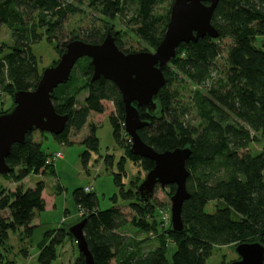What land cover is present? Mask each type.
Listing matches in <instances>:
<instances>
[{
	"label": "trees",
	"instance_id": "obj_1",
	"mask_svg": "<svg viewBox=\"0 0 264 264\" xmlns=\"http://www.w3.org/2000/svg\"><path fill=\"white\" fill-rule=\"evenodd\" d=\"M165 1L0 0V25L8 26L12 35L11 44L0 43V95L6 93L13 100L15 91L35 87L41 71L32 45L39 41L40 32L45 33L61 54L66 44L75 39L65 27L67 18L79 12L81 4L110 17L120 14L126 4L134 5L135 13L130 19L134 32L154 50L169 20L170 11H155ZM211 23L218 31L217 37L205 35L180 43L175 56L164 66L165 83L154 97L156 111L137 107L140 118L148 121L138 130L145 143L157 151L186 146L191 149L186 161L189 197L181 209L184 229L174 231L169 225L168 229L157 231V202L152 198L142 201L136 188L138 183L135 192L131 188L123 190L121 174L117 173L114 182L133 212L129 222L139 232L154 233L156 245L145 247L146 238L126 240L120 231L127 224L121 208L100 209L95 193L75 188L73 198L86 218L84 237L96 264H207L218 245L258 241L264 246V151L253 154L249 146L257 139L255 134L264 137V44L256 43L258 36H264V0H219ZM110 27L117 47L134 52L123 46L112 24ZM106 29L102 32L93 28L82 33L81 39L99 43ZM224 38L230 43L223 77L219 78L215 77L219 73L216 60L223 52ZM73 69L69 79L51 93L55 111L68 115L64 129L52 134L53 139L61 144L70 143V135L87 123L88 133L81 139L85 146L82 160L86 162L89 152L98 147L97 123L108 116L116 143L123 147L124 139L128 141L124 146L126 157L150 170L152 160L129 150L124 103L117 85L103 76L90 80L93 66L89 57L79 68L81 78ZM180 81L208 85V89L206 93H192L185 101L178 86H174ZM83 91L80 102L78 97ZM192 106L201 117L198 125L186 118ZM90 114L98 122H88ZM34 131H28L22 143L12 144L5 158L11 170L1 175L18 185L12 191L0 188V211H7L6 217L0 215V244L7 240L9 231L17 228L24 227L30 233L34 213L45 209L44 181L39 180L32 187L20 184L30 174L54 173V161L46 163L51 153L42 148ZM111 160L110 155L104 157L108 164ZM167 186L171 196L175 185ZM209 202L214 205L212 211L206 210ZM66 237L73 239L64 227L48 230L38 244V264H50L57 256L56 245ZM169 240L174 244L170 258ZM1 257L0 254V260ZM73 264H84L81 253Z\"/></svg>",
	"mask_w": 264,
	"mask_h": 264
},
{
	"label": "rangeland",
	"instance_id": "obj_2",
	"mask_svg": "<svg viewBox=\"0 0 264 264\" xmlns=\"http://www.w3.org/2000/svg\"><path fill=\"white\" fill-rule=\"evenodd\" d=\"M171 5L172 3L167 0L157 6L155 11L157 13H166L170 11ZM134 8V5L126 4L120 14L110 17L103 15L98 10H93L86 3H83L80 5L79 12L68 16L65 27L70 36L75 39H81L84 32L93 28H98L104 32L112 24L125 48L135 51L145 49L153 51L147 44L139 40L134 32L135 26L130 21L131 16L135 13ZM40 35L39 41L32 45V51L36 56L38 68L42 71L44 67L55 64L58 61L60 52L55 48L53 42L47 40L45 33L40 32ZM0 43L4 45L12 43L11 29L6 25H0ZM229 43L230 40L228 38H224L221 42L223 52L216 60L219 73H216L215 77H223L226 48ZM256 43L264 44V36H258ZM85 59L86 56L79 58L73 66V70L76 71L78 77H80L79 68ZM174 86H178L185 101L190 99L192 93L202 94L206 93L208 89V85L199 86L188 81H180ZM84 95L85 91L80 93L78 97L80 102ZM13 105L11 95L6 93L0 95V114L8 112ZM186 118L190 123L197 125L201 123V117L195 106H192ZM88 122L95 123L98 120L90 114ZM112 131L113 128L108 116H104L97 123L95 131L98 138V147L96 150L89 152L86 162L82 160V152L85 150V146L81 143V139L88 133L87 123L79 132H73L70 135L71 142L67 144L56 142L50 133L41 134L38 130L34 131V137L41 142L44 150L48 153L58 151L62 155L54 160V173L30 174L20 182L22 186L32 187L37 181H44L46 205L43 211L34 213V218L30 224L32 227L30 233L24 230V227L9 231L7 240L0 244V254L2 255L0 264H4L8 260H11L12 264H38V244L47 231L59 227L68 229L83 218V211L76 205L73 198V190L78 187H88L95 193L100 209L111 206L121 208L126 216L127 224L120 231L126 240L146 238V242L143 244L145 247L156 245L154 233L145 234L139 232L131 225L129 221L133 212L128 207V201L121 197L120 188L114 182V175L120 173V186L123 190L131 188L135 192L136 184L144 178L147 170L139 163H134L126 157V147L124 146L128 141L124 139V146H120L116 143ZM255 135L257 139L249 145L253 154L264 151V137L260 133ZM106 155H110L112 159L110 164L104 161ZM17 185L18 183H14L0 174V188L12 191ZM151 198L158 204L155 216L158 224L156 230L161 232L168 229L170 225L171 202L168 186L160 187L157 185ZM213 206V203L209 202L206 205V210L212 211ZM0 215L6 217L7 211H0ZM168 242L169 250L167 256L170 258L174 244L171 240ZM56 253V258L50 264H73L78 255L76 242L74 239L66 237L61 244L56 245ZM237 259L238 255L234 245H218L214 247L211 256L207 259V264H217L221 261L230 263Z\"/></svg>",
	"mask_w": 264,
	"mask_h": 264
},
{
	"label": "water",
	"instance_id": "obj_3",
	"mask_svg": "<svg viewBox=\"0 0 264 264\" xmlns=\"http://www.w3.org/2000/svg\"><path fill=\"white\" fill-rule=\"evenodd\" d=\"M218 1L173 0L164 35L153 51H122L115 43L111 27L106 29L99 43L82 39L69 41L58 61L42 69L35 87L15 91L13 107L0 114V174H7L11 170L5 158L12 144L22 143L28 131L59 134L64 129L68 115L55 111L51 93L69 79L76 61L86 56L93 66L90 80L99 76L110 79L122 95L124 131L130 138V152L154 163L136 186L140 199L150 200L157 185L165 187L174 184L175 190L170 196V226L174 231H182V204L189 197L186 189L189 174L186 161L191 149L186 146L157 151L145 143L138 130L148 121L140 118L137 107L142 106L151 113L156 111L154 97L165 83L163 68L175 56L180 43L196 41L205 35L218 36V31L211 23ZM85 221L83 217L67 231L76 242L78 252L83 255L84 264H96L84 237ZM235 251L238 259L228 264H264V246L258 241L238 243Z\"/></svg>",
	"mask_w": 264,
	"mask_h": 264
},
{
	"label": "built area",
	"instance_id": "obj_4",
	"mask_svg": "<svg viewBox=\"0 0 264 264\" xmlns=\"http://www.w3.org/2000/svg\"><path fill=\"white\" fill-rule=\"evenodd\" d=\"M62 153L56 151L54 153H51L47 159H46V163H50L51 161H54L55 159H57L58 157H61ZM85 191L90 190L88 187H84Z\"/></svg>",
	"mask_w": 264,
	"mask_h": 264
}]
</instances>
